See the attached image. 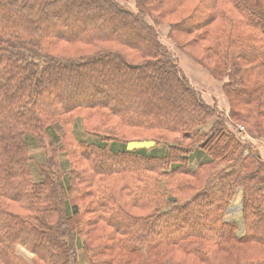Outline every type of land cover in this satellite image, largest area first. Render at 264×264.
<instances>
[{"label":"trees","instance_id":"obj_1","mask_svg":"<svg viewBox=\"0 0 264 264\" xmlns=\"http://www.w3.org/2000/svg\"><path fill=\"white\" fill-rule=\"evenodd\" d=\"M134 1L0 0V264H264V0Z\"/></svg>","mask_w":264,"mask_h":264},{"label":"rangeland","instance_id":"obj_2","mask_svg":"<svg viewBox=\"0 0 264 264\" xmlns=\"http://www.w3.org/2000/svg\"><path fill=\"white\" fill-rule=\"evenodd\" d=\"M131 7H135V1L134 0H128L127 2ZM158 30L160 32V36H161V39L162 41L165 43V44H168L170 45L171 42L169 40H167L166 38V34H167V30H168V27L166 25L164 26H160L158 25ZM173 45V44H171ZM178 55L181 56V60L183 61L185 67L187 68V72L189 73L190 77H193V81L194 82H197V89L202 91V95L205 96V98L210 101V102H213V101H217L219 103V105H223V102H224V99H225V96L223 94V90H222V83L221 82H217L215 79H213L209 74H206L205 72V69L202 68L201 66H199L195 61H193L186 53H180L178 51ZM104 74H106V76L108 75H111L113 76L114 72L112 71H103ZM202 74L204 75V77H202ZM111 77V76H110ZM132 78V76H130L129 74L127 75V73H125V76L123 75V79L126 81V82H130V79ZM199 78H202V81L199 80ZM213 79V80H212ZM216 84V86H215ZM194 85V84H193ZM195 86V85H194ZM100 87V86H99ZM221 87V92L218 91V89H220ZM133 91H131L130 94H132ZM141 100L145 101L144 97L143 99L141 98ZM139 101V100H138ZM152 102H156L155 100L152 101ZM227 111V110H225ZM211 124V123H209ZM240 129H242L240 126L238 127ZM76 135L77 136H80L82 139L85 138L87 139L88 135L85 134L81 128V125H80V121H78V124H77V127H76ZM244 136L248 139V140H252L249 132H246L244 134ZM258 141H255V145H259L261 144L260 140L257 139ZM264 143H262L261 146H264L263 145ZM142 145H145V146H156L157 148H159L160 152H163L166 147L162 144H155V142L153 141H141V140H131L129 143H128V147L131 146H142ZM258 150L259 152L261 151L262 154L264 155V152L262 151L261 147L259 148L258 147ZM31 154H32V159H31V164H32V167L34 168L35 170V173H36V177H38V172H39V163L41 161H44L45 158H46V153L45 151H43L41 148L39 149H32L31 150ZM203 153V151L197 149V151L195 152V155L193 156V159L192 161L194 162H199V160L202 158V159H205L204 156L201 154ZM197 154V155H196ZM63 158V156H62ZM200 158V159H199ZM236 206V204H235ZM238 206L234 207L233 206V203L230 204L229 206V210L231 211H228V214L231 213V212H234L236 213V209H237ZM238 215V214H237ZM239 216V215H238ZM240 220V228H239V232L243 233L244 232V229H243V224L241 222L242 218L239 219ZM243 229V230H242ZM242 230V231H241ZM82 241V238H79V241ZM80 243L77 244V246L79 245ZM17 250L19 253H21L24 257L26 258H31L32 256V253L28 250H26L25 248H23L22 246H19L17 247ZM78 257L80 259V263L79 264H86L87 263V260H86V257H85V254H83V249H79L78 247Z\"/></svg>","mask_w":264,"mask_h":264},{"label":"crops","instance_id":"obj_3","mask_svg":"<svg viewBox=\"0 0 264 264\" xmlns=\"http://www.w3.org/2000/svg\"><path fill=\"white\" fill-rule=\"evenodd\" d=\"M182 65H183V68H184V70L186 71V73L189 75V73L187 72V68L185 67V65H184V63H183V61H182ZM206 73V72H205ZM190 76V75H189ZM202 77H204V75L202 74ZM191 78V81H192V83L195 85V87L196 88H198L197 87V82H194L193 81V77H190ZM199 80H201L202 81V78H199ZM213 80V79H212ZM217 81V80H216ZM217 82H219V81H217ZM215 86H216V84H215ZM218 91L219 92H221V87H220V89H218ZM202 92V91H201ZM205 97V96H204ZM206 99V98H205ZM207 100V99H206ZM208 101V100H207ZM224 101H225V99H224ZM210 102V101H209ZM219 104V103H218ZM220 107L222 108V109H224V110H228V108L226 107V105H225V102H223V105H221L220 104ZM142 146H145V145H142ZM136 147H141V146H133V147H131V146H129V148H136ZM146 147H151V146H146ZM261 149H262V151L264 152V146L263 147H261ZM242 200H243V191L241 190V189H238L237 191H236V193L234 194V196H233V198H232V202H231V204L233 203V206L234 207H236V206H238L237 207V211H236V213H234V212H231V213H229L227 216H228V218H231V219H236L238 222H239V228H240V220L239 219H241L242 218V220H241V222H242V224H243V229H245V222H244V219H243V215H242V213H241V209H240V206H241V204H242ZM235 204H236V206H235ZM239 216H238V215ZM242 229V230H243ZM241 230V231H242ZM241 233V232H240Z\"/></svg>","mask_w":264,"mask_h":264}]
</instances>
